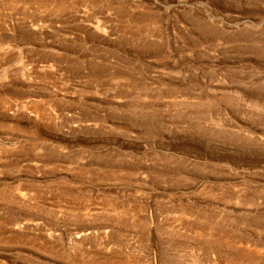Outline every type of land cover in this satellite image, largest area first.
Segmentation results:
<instances>
[{"label": "rangeland", "instance_id": "1", "mask_svg": "<svg viewBox=\"0 0 264 264\" xmlns=\"http://www.w3.org/2000/svg\"><path fill=\"white\" fill-rule=\"evenodd\" d=\"M0 264H264V0H0Z\"/></svg>", "mask_w": 264, "mask_h": 264}]
</instances>
